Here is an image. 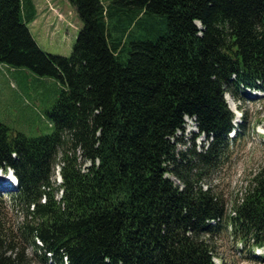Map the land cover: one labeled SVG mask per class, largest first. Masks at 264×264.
<instances>
[{
	"label": "trees",
	"instance_id": "1",
	"mask_svg": "<svg viewBox=\"0 0 264 264\" xmlns=\"http://www.w3.org/2000/svg\"><path fill=\"white\" fill-rule=\"evenodd\" d=\"M69 2L83 26L64 57L33 38L32 0H0V64L62 86L51 135L0 121V170L24 215L19 242L0 220V264H31L28 247L42 264H217L224 229L264 249V166L229 212L204 186L246 129L226 94L264 93V0ZM187 118L198 133L178 151Z\"/></svg>",
	"mask_w": 264,
	"mask_h": 264
},
{
	"label": "rangeland",
	"instance_id": "2",
	"mask_svg": "<svg viewBox=\"0 0 264 264\" xmlns=\"http://www.w3.org/2000/svg\"><path fill=\"white\" fill-rule=\"evenodd\" d=\"M32 1L37 16L29 29L39 47L51 55L70 57L83 26L72 4L69 0ZM61 90L62 86L55 79L39 77L27 69H14L0 64V121L15 133L24 134L28 138L51 135L54 126L48 113L56 105ZM241 96L250 98L235 100L226 94V102L237 114L236 126H240L246 117V129H237L234 137L229 136L233 141L223 163L204 182V186L211 187L223 197L228 212L236 202L241 201L248 180L264 166V94L247 91L246 95ZM194 123L187 118L184 131L177 133V137L184 142L178 146V151L193 145L194 135L198 133V130L193 131ZM206 143L204 135L195 138L198 151ZM58 171L60 165L55 167V186L59 184ZM4 174L7 175L3 173L0 176V220L7 232L13 235L15 242H19L18 228L24 219L23 209L11 201L16 195V186L13 188V178L8 176L11 180H5ZM171 179L181 185L175 177ZM214 242V261L217 264H264V250H256V247L234 239L229 229H224ZM26 254L31 264H42L34 255L32 247L27 248Z\"/></svg>",
	"mask_w": 264,
	"mask_h": 264
},
{
	"label": "bare ground",
	"instance_id": "3",
	"mask_svg": "<svg viewBox=\"0 0 264 264\" xmlns=\"http://www.w3.org/2000/svg\"><path fill=\"white\" fill-rule=\"evenodd\" d=\"M194 121H195V120L192 119V123H193ZM194 124H195V123H194ZM194 126H195V128H196V130H197V126H196V125H194ZM193 131H194V129H193ZM6 179L9 180V177L7 176ZM2 186H4V185L2 184ZM13 186H14V185H12V187H13Z\"/></svg>",
	"mask_w": 264,
	"mask_h": 264
},
{
	"label": "crops",
	"instance_id": "4",
	"mask_svg": "<svg viewBox=\"0 0 264 264\" xmlns=\"http://www.w3.org/2000/svg\"><path fill=\"white\" fill-rule=\"evenodd\" d=\"M104 1H105V0H104ZM32 23H33V22H32ZM32 23H30L29 26H30Z\"/></svg>",
	"mask_w": 264,
	"mask_h": 264
},
{
	"label": "built area",
	"instance_id": "5",
	"mask_svg": "<svg viewBox=\"0 0 264 264\" xmlns=\"http://www.w3.org/2000/svg\"><path fill=\"white\" fill-rule=\"evenodd\" d=\"M66 264H68V262L66 261Z\"/></svg>",
	"mask_w": 264,
	"mask_h": 264
}]
</instances>
